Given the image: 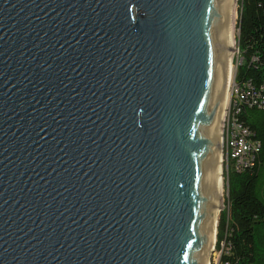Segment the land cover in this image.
<instances>
[{
    "label": "water",
    "instance_id": "95a60500",
    "mask_svg": "<svg viewBox=\"0 0 264 264\" xmlns=\"http://www.w3.org/2000/svg\"><path fill=\"white\" fill-rule=\"evenodd\" d=\"M227 2L0 0V264H207Z\"/></svg>",
    "mask_w": 264,
    "mask_h": 264
},
{
    "label": "trees",
    "instance_id": "16d2710c",
    "mask_svg": "<svg viewBox=\"0 0 264 264\" xmlns=\"http://www.w3.org/2000/svg\"><path fill=\"white\" fill-rule=\"evenodd\" d=\"M237 5L234 83L243 98L237 111L233 102L230 117L248 130L256 148L247 164L234 169L230 163L224 174L214 248L219 264H264V0Z\"/></svg>",
    "mask_w": 264,
    "mask_h": 264
},
{
    "label": "bare ground",
    "instance_id": "6f19581e",
    "mask_svg": "<svg viewBox=\"0 0 264 264\" xmlns=\"http://www.w3.org/2000/svg\"><path fill=\"white\" fill-rule=\"evenodd\" d=\"M237 0H228L225 9L224 18V37H223V62H224V84L221 92V102L218 111L216 140H215V166L213 173V194H212V211L210 220V236L208 246L207 264L209 257L213 252L215 241V224L217 221V213L222 207L223 202V144H224V124L227 116V103L229 108V92L234 76L233 54L235 48V21L237 14ZM229 117V111H228ZM232 120V118H231ZM234 122V121H232ZM222 136V137H221ZM228 146V145H227ZM228 149V148H227ZM225 153V149H224ZM228 156V151L226 157Z\"/></svg>",
    "mask_w": 264,
    "mask_h": 264
},
{
    "label": "built area",
    "instance_id": "2783aa9c",
    "mask_svg": "<svg viewBox=\"0 0 264 264\" xmlns=\"http://www.w3.org/2000/svg\"><path fill=\"white\" fill-rule=\"evenodd\" d=\"M231 94L229 99H235L237 111L243 96L236 85H234L233 95ZM226 117H228V103ZM249 135L248 130L237 120L236 122H230L229 130L225 131V137H228V146H225V148H228V157H225V159L231 160L234 169L247 164L252 151L256 148L255 142L249 138Z\"/></svg>",
    "mask_w": 264,
    "mask_h": 264
},
{
    "label": "rangeland",
    "instance_id": "374dc122",
    "mask_svg": "<svg viewBox=\"0 0 264 264\" xmlns=\"http://www.w3.org/2000/svg\"><path fill=\"white\" fill-rule=\"evenodd\" d=\"M237 7H238V5H237ZM236 18H237V14H236ZM236 36H237V28H236V21H235V48H236V50H235V52L233 54L234 75H235L236 65L240 62L239 52H238L237 45H236ZM234 85H235V83H234V76H233V83L231 85L232 88H230L229 98H230V94L231 93H232L231 95H233ZM234 101H235V99H230L229 108H228L229 117L226 118L225 124H224V144H223V148H222L223 149V151H222L223 152V162H222V166H223V202H222L221 210L224 207V196H225V180H224V174H225V172H226L229 164L231 163V160L225 159L226 154H227V151H228V149L225 148V146L228 145V137H225V131H228L229 130L230 122H232L231 117H230L231 116L230 114H231L232 104H233ZM224 149H225V153H224ZM214 244H215V242H214ZM219 255H220V251L219 250H215V248L213 247V252L211 253V255L209 257V264H219Z\"/></svg>",
    "mask_w": 264,
    "mask_h": 264
}]
</instances>
